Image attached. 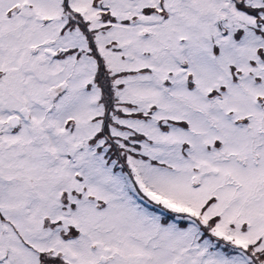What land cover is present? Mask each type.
Here are the masks:
<instances>
[{"label":"snow or ice","instance_id":"6c2138e0","mask_svg":"<svg viewBox=\"0 0 264 264\" xmlns=\"http://www.w3.org/2000/svg\"><path fill=\"white\" fill-rule=\"evenodd\" d=\"M0 264H264V0H0Z\"/></svg>","mask_w":264,"mask_h":264}]
</instances>
